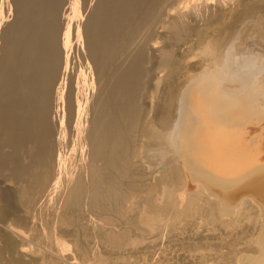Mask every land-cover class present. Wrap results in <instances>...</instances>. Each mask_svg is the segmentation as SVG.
<instances>
[{"label": "bare ground", "instance_id": "obj_1", "mask_svg": "<svg viewBox=\"0 0 264 264\" xmlns=\"http://www.w3.org/2000/svg\"><path fill=\"white\" fill-rule=\"evenodd\" d=\"M92 2L12 0L11 22L0 4L1 198L21 220L36 189L46 209L98 212L84 235L112 264H264V0ZM74 156L69 179L61 170ZM14 223L0 226V261L28 256ZM163 232L180 246L161 247Z\"/></svg>", "mask_w": 264, "mask_h": 264}, {"label": "rangeland", "instance_id": "obj_2", "mask_svg": "<svg viewBox=\"0 0 264 264\" xmlns=\"http://www.w3.org/2000/svg\"><path fill=\"white\" fill-rule=\"evenodd\" d=\"M1 1V3L0 4H2L3 5V8H4V14L6 15H4L5 17H6V20H8L9 22H11V20H13V16H14V14H13V10H14V5H13V3H12V0H0ZM94 1L95 0H93V2H92V4H94ZM184 1V0H183ZM9 2V3H8ZM4 3V4H3ZM11 3V4H10ZM8 6V7H7ZM69 5H68V2H66V5H65V7L67 8ZM12 7V8H11ZM6 8V9H5ZM12 9V15H10L9 14V9ZM68 12V13H67ZM66 12V16H68L70 13H69V11H67ZM9 15H8V14ZM8 16V17H7ZM9 16H10V18H9ZM71 16V15H70ZM228 35V34H227ZM190 41H191V39H189ZM187 42H189V41H187ZM74 55H75V57H74ZM77 56H79V58L77 57ZM72 57H74V58H71L72 59V61H71V64H70V66L73 68L74 66H75V69H77V70H75V81H76V78H77V73H78V69H79V67H80V63L79 62H81L79 59H80V55H79V53L78 52H76L75 51V53L73 52V54H72ZM78 58V59H77ZM75 59H76V61H75ZM75 61V62H74ZM77 62V63H76ZM79 64V65H78ZM78 65V66H77ZM76 66L78 67V68H76ZM159 71L158 70H156L155 71V73H158ZM153 74H154V72H153ZM178 87L180 86V85H177ZM178 87H176V89L178 88ZM180 89H178V91L180 92V93H178V91H177V95H176V97L174 98V103L172 102V105H173V107H174V109L175 108H179V111H181L182 109H183V104H181L182 102H184L183 100H184V87H179ZM183 88V89H182ZM181 91L183 92V93H181ZM153 92H155V90L154 89H151L150 88V86H149V90H148V92L147 93H149V95L151 96V100L150 101H154V99H155V97H154V95H155V93H153ZM152 94V95H151ZM181 94V95H180ZM156 96V95H155ZM180 96H182L181 98H180ZM154 97V98H153ZM180 99H179V98ZM177 99H179L180 101L177 103ZM182 101V102H181ZM181 102V103H180ZM176 103L178 104V105H176ZM179 106V107H178ZM180 107L182 108V109H180ZM81 122V123H80ZM79 125V127L77 126V129H76V132H80L81 130H82V132H78V133H76V137H75V144H74V149H76L77 150V152H78V149H80L81 147H82V143L85 141L84 139V137H85V128H83V127H85L84 126V123H83V121L82 120H80L79 121V123H78ZM178 124V123H177ZM176 123H175V128L173 129L172 128V130L169 132L168 131V136H169V139H170V136L172 135L173 136V134H174V131L176 132V130H177V128L178 127H176V126H178ZM80 125H81V127H80ZM81 129V130H79V129ZM78 130V131H77ZM174 130V131H173ZM172 132V134H170ZM170 134V135H169ZM84 135V137L82 138L81 136H83ZM83 139V141H82V139L80 138V137ZM171 136V137H172ZM79 140V141H78ZM82 141V142H81ZM171 141V140H170ZM79 147H78V146ZM81 146V147H80ZM30 147L32 148L33 147V145L32 144H30V145H28L27 144V146L25 147L26 149H24L21 153H20V158L22 157L21 155H24L23 157H24V160L21 158V161L24 163V162H26L27 163V160L30 158V153H29V151H30ZM27 150V151H26ZM75 150V151H76ZM29 154H27V153ZM27 154V155H26ZM79 154V153H78ZM27 156V158H25ZM29 156V157H28ZM75 157V158H74ZM74 157H71L70 159H69V162H70V165H69V162H67L66 161V168L65 167H63L62 169H63V172H62V170H61V175H63L64 177H66L67 178V176H68V178L70 179L74 174H72L73 173V171H76L77 169H73V167H75V165H76V167H77V164H78V162H79V160L81 159L80 157L81 156H74ZM87 157V156H86ZM86 157H85V161H89L90 163H92V161H90L91 160V158H90V160L88 159L89 157H87V159H86ZM73 158H74V160H76V158H78L77 160H76V162L75 161H72L73 160ZM80 158V159H79ZM26 159V160H25ZM31 160H28V163L27 164H29V165H31V163H29ZM133 161L135 162V164L136 163H138V161H139V159H135V158H133ZM74 163V164H72V163ZM89 162H85L87 165H89ZM99 162H101V163H99ZM133 162V163H134ZM26 163H24V164H26ZM68 163V164H67ZM93 163H95L96 164V166L97 167H99V168H103V166L102 165H104L103 163L104 162H102L101 160H100V158L99 159H97V161H96V159L93 161ZM99 163V164H98ZM26 164V165H27ZM72 165H73V167H72ZM102 166V167H101ZM68 167V168H67ZM48 168V169H47ZM70 168H72L73 169V171H72V173H71V170H70ZM41 169V170H40ZM40 169H39V171H41L40 173H39V171L37 172L38 174H41V173H48V171H49V167L48 166H46V169L48 170V171H46L45 169H44V167H40ZM67 169L69 170V171H67ZM45 170V171H44ZM64 170H66L65 171V173H64ZM147 170H151V169H147ZM144 171V175H142V171L140 172V170L138 171L139 173H141V175L142 176H144V178L143 179H140L139 177H141V175L139 174V173H137V175L139 176H137L136 175V173L134 174L135 176H137V177H135L134 175L132 176L133 178V180H135V181H137V182H139V179L141 180L140 181V183H142V180H143V182H147L146 180H150L152 177V171L153 170H151V172L149 173V171ZM135 172H137V171H135ZM154 172V171H153ZM36 173V172H35ZM64 173V174H63ZM67 173V174H66ZM147 173H149V174H147ZM33 174H34V172H33ZM67 176H66V175ZM70 174H72V175H70ZM65 178V179H66ZM28 179V178H27ZM27 179H25L22 183H24L23 185H25V181L27 180ZM144 179H145V181H144ZM140 183H138V184H140ZM26 185H27V183H26ZM37 191V192H36ZM40 192V193H39ZM42 192V190L40 191V189H36V190H34L32 193H31V204L29 205V215H31L27 220H21V218H19L18 216L17 217H15V215L17 214V210H15V208L11 205V203L8 201V200H6V199H2L1 198V194H0V203H2L1 204V206H0V209H2L3 211H5L6 210V208H11L10 209V211H12L11 213H8L7 214V217H6V219L1 223L0 222V226H4V225H10V223L12 224L13 222H15V223H17L16 224V226L19 224L22 228V232L20 231V227L19 226H17L16 228H17V232L14 234V239L15 240H18V241H20L21 240V242L23 243V248L24 249H28V256L26 257V258H24L23 260H21V261H19V262H10V260H8L7 258H5L4 260H2V261H0V264H94L96 261H98V260H96V255L97 254H99V255H101L105 260H109V262H110V264H112V261H110V257L112 256V255H110L111 253H110V251H109V254H108V251H104L105 249L104 248H101L100 246H99V249L101 248V250L99 251V249L97 248L98 246H97V243L98 242H96L95 241V239H93V238H91V240L93 239V241H92V243H91V240L89 239V240H87L88 238H86V236L84 235V234H86V233H84V228L86 227H88L87 229H89V227H91V229H89V231H91V232H88V233H90V235H92V233H94L95 231H96V228H97V226L94 224V219H95V217H96V219L95 220H97L98 221V217H97V213L96 214H94V212H92V213H90L89 214V212H91L87 207V209L86 208H79L78 210H88L89 212H85V211H83V212H85V213H83L82 214V212L80 211V212H78V210L76 211V213H75V211H73L72 210V212H74V213H71V211L69 212V213H67V214H65L66 212H64V214H63V212H62V210H60V208H58V206H54L53 208H45V204H43L44 203V200H45V202H46V199H45V197L43 196L44 194L43 193H41ZM34 193V194H33ZM40 194V195H39ZM37 196V197H36ZM41 198V199H40ZM2 199V200H1ZM36 199V200H35ZM34 200V201H33ZM41 200H42V202H41ZM37 201H39V202H37ZM43 205H44V207H43ZM45 208V209H44ZM55 208V209H54ZM45 211V212H44ZM48 212V213H47ZM15 215H14V214ZM58 214V216H57V214ZM49 214V215H48ZM53 214H55V215H53ZM61 214H63V215H61ZM70 215V217H69V215ZM75 214V215H74ZM77 214V215H76ZM79 214V215H78ZM91 214H93V215H91ZM65 215H67V216H65ZM98 215H99V213H98ZM79 216H80V218H79ZM88 216V217H87ZM91 216H95L94 218H92L93 220V222L91 221ZM64 217V218H63ZM67 217V218H66ZM73 217V218H72ZM85 217V218H84ZM111 217H113V216H111ZM34 218V219H33ZM60 218L62 219H65V220H67V219H69V221H73L72 223V225H69V226H59L60 224H59V221H60ZM72 218V219H71ZM78 218V219H77ZM43 219L45 220V222H44V224L45 223H47V221H48V225L46 226V224L45 225H43V228H40V227H42V222H43ZM47 219V220H46ZM82 219V220H81ZM85 219V220H84ZM55 220V221H54ZM80 220V221H79ZM90 220V221H89ZM12 221V222H11ZM80 222H81V225H80ZM15 223L13 224V225H15ZM21 223V224H20ZM55 223V224H54ZM96 224H97V222H95ZM25 224V225H24ZM29 224H31V225H29ZM38 224V226H35V225H37ZM91 226H90V225ZM54 225H56V226H54ZM86 225H88V226H86ZM29 227V229H28V227ZM35 226V227H34ZM46 226V228H44ZM54 226V227H53ZM84 226V227H83ZM98 226H99V224H98ZM18 227H19V230H18ZM36 227H39L38 229L36 228ZM50 227V228H49ZM60 227H61V229L63 230H61L60 229ZM67 227V228H66ZM92 227H93V230H92ZM28 230H27V229ZM30 228H32V229H34L35 228V230L33 231L32 229H30ZM52 228V229H51ZM55 228V229H54ZM65 230H64V229ZM81 228V229H80ZM37 229V230H36ZM70 229V230H69ZM27 230V231H26ZM43 230V231H42ZM82 230V231H81ZM95 230V231H94ZM37 232V234H40V236H41V234H42V236L40 237V238H42V239H39V241L40 242H38V240H35V241H33L31 238H30V235H31V233L32 234H34V233H36ZM38 231H39V233H38ZM51 231V232H50ZM55 233H54V232ZM69 231V232H68ZM72 231V232H71ZM24 232H26V233H24ZM42 232V233H41ZM76 232H79V233H76ZM51 233H53V235H54V242H53V244L52 243H50V241H49V237H50V235H48V234H51ZM64 233V234H63ZM74 233V234H73ZM19 234H21V235H19ZM23 234H25V237H23ZM27 234V235H26ZM72 234V235H71ZM166 234H167V232H163L162 233V235H160L159 237H157V239H155V240H158L159 241V239L162 237V239H160V241L161 242H163V243H161V242H159V244H162L161 245V247H164V249L165 250H167V249H172V248H174V246H180V242L179 241H177V239L175 240V238L173 239V238H171V237H169L170 239H168L167 237H168V235L166 236ZM45 235V236H44ZM59 235V236H58ZM67 235V236H66ZM70 235V236H69ZM164 235V236H163ZM16 236H17V239H16ZM48 236V237H47ZM61 236V237H60ZM69 236V237H68ZM73 236V237H72ZM88 236V235H87ZM46 237V238H45ZM164 237H166V238H164ZM18 238H20V240L18 239ZM27 238H30L29 239V241H28V239ZM45 238V239H44ZM63 238V239H62ZM77 240H76V239ZM86 238V239H85ZM90 238V237H89ZM159 238V239H158ZM48 240V242H47V240ZM168 239V241H165V240H167ZM44 240V241H43ZM68 240V241H67ZM170 240V241H169ZM172 240L174 241L175 240V242H177L178 243V245H175V244H177V243H173L172 245H171V243L170 242H172ZM31 241H33V242H31ZM57 241H59V242H61V243H57L58 245H56L55 243L57 242ZM64 241H67V242H65L64 243ZM90 241V242H89ZM27 242V243H26ZM71 242V243H70ZM93 242L95 243L94 245H96V247H94L92 244H93ZM31 243V244H30ZM37 243V244H36ZM41 243H43V244H41ZM77 243V244H76ZM167 243V244H166ZM56 246H55V245ZM82 244V245H81ZM166 244V245H165ZM53 245V246H52ZM89 245V246H88ZM99 245V244H98ZM164 245V246H163ZM55 246V247H54ZM62 246V247H61ZM78 246V247H77ZM59 247H60V249H59ZM80 247V248H79ZM82 247V248H81ZM92 247V248H91ZM70 248H74V251L78 254V253H80L81 251V253H82V255H81V257L80 256H77V257H75L73 260L74 261H72V260H70L69 258H67L65 255H67V250H69ZM97 248V249H96ZM31 251H30V250ZM33 249V250H32ZM57 249V250H56ZM63 249H65V251H63ZM80 249V250H79ZM84 249V250H83ZM102 249H104V250H102ZM37 250V251H36ZM54 250V251H53ZM97 250V251H96ZM107 250V249H106ZM40 251V252H39ZM79 251V252H78ZM96 251V255L93 253V252H95ZM104 251V252H103ZM31 252V253H30ZM33 252V253H32ZM35 252H38L37 254H38V256H39V258H38V256L36 257V255L37 254H35ZM85 254H84V253ZM89 252V253H88ZM80 253V254H81ZM101 253V254H100ZM104 255H103V254ZM107 253V254H106ZM32 254H34V255H32ZM94 254V255H93ZM31 257H30V256ZM41 255V256H40ZM86 255V257H84ZM92 255V256H91ZM108 255H110V256H108ZM33 256H35L34 258H32ZM84 258H83V257ZM105 256V257H104ZM44 257V258H43ZM46 257V258H45ZM92 257V259H90ZM101 257V261L102 262H100V261H98V262H96L95 264H97V263H99V264H103V263H109L108 262V260L105 262V260L103 259ZM108 257V258H107ZM38 258V259H37ZM77 258V259H76ZM107 258V259H106ZM42 259V260H41ZM65 259V260H64ZM80 259H82V260H80ZM87 259V260H86ZM95 259V260H94ZM112 259V258H111ZM34 260H36V261H34ZM40 260H41V262H40ZM44 260V261H43ZM51 260V261H50ZM55 260V261H54ZM57 260V261H56ZM83 260H84V262H83ZM86 260V261H85ZM91 260H93V262H91ZM104 260V261H103ZM30 261V262H29ZM53 261V262H52ZM69 263H68V262ZM70 261H72V262H70ZM82 261V262H81ZM89 261V262H88ZM43 262V263H42ZM52 262V263H51ZM54 262H56V263H54ZM81 262V263H80ZM88 262V263H87Z\"/></svg>", "mask_w": 264, "mask_h": 264}]
</instances>
